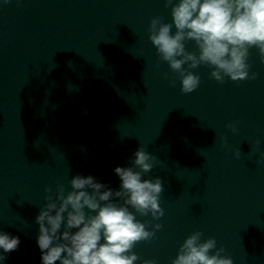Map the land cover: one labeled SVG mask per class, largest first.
<instances>
[{
	"label": "water",
	"instance_id": "water-1",
	"mask_svg": "<svg viewBox=\"0 0 264 264\" xmlns=\"http://www.w3.org/2000/svg\"><path fill=\"white\" fill-rule=\"evenodd\" d=\"M156 16L171 22L163 0H0V232L20 239L0 264H42L46 187L91 175L119 189L114 169L142 146L165 214L137 215L162 225L133 249L141 259L171 264L201 231L233 264H264V63L250 49L257 78L223 84L201 65L184 94L148 38Z\"/></svg>",
	"mask_w": 264,
	"mask_h": 264
},
{
	"label": "clouds",
	"instance_id": "clouds-1",
	"mask_svg": "<svg viewBox=\"0 0 264 264\" xmlns=\"http://www.w3.org/2000/svg\"><path fill=\"white\" fill-rule=\"evenodd\" d=\"M163 4L170 8L171 22L151 18L148 38L160 61L179 75L184 94L199 87L200 76L191 69L201 65L211 68L210 78L221 84L225 77L233 82L257 78V73L250 74L248 59L250 49L256 48L264 63V0H163ZM188 41L194 42L197 52L187 50ZM226 127L236 131L232 123ZM259 145L257 140V149ZM133 155L130 167L114 169L119 189L91 175L72 177L70 190L57 183L54 195L52 187L44 189L46 202L35 219L42 264H158L133 251L138 243L153 241L162 228L155 223L149 230L151 221L137 219L150 215L155 221L165 214L160 206L163 180L143 179L158 158L143 146ZM203 236L195 231L186 237L171 264H233L215 238ZM19 245L18 236L0 232L4 254ZM6 258L0 255V261Z\"/></svg>",
	"mask_w": 264,
	"mask_h": 264
}]
</instances>
